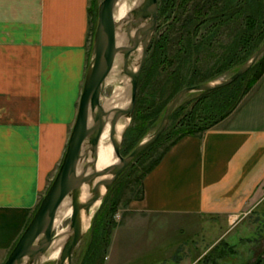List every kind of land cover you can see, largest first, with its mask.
<instances>
[{"label": "crops", "instance_id": "1", "mask_svg": "<svg viewBox=\"0 0 264 264\" xmlns=\"http://www.w3.org/2000/svg\"><path fill=\"white\" fill-rule=\"evenodd\" d=\"M90 6L91 0H0V260L66 153L93 55ZM263 182L264 74L230 115L179 139L146 175L137 209L141 226L150 228L146 243L159 246L147 249L170 258L196 241L199 220L230 225V215L244 213ZM138 222L123 226L136 231Z\"/></svg>", "mask_w": 264, "mask_h": 264}, {"label": "rangeland", "instance_id": "2", "mask_svg": "<svg viewBox=\"0 0 264 264\" xmlns=\"http://www.w3.org/2000/svg\"><path fill=\"white\" fill-rule=\"evenodd\" d=\"M101 1L102 0H91V51L93 49L92 44L93 38L95 37L94 34L96 33L97 29L98 9ZM183 1L184 0H173L171 2L172 4L167 7L166 11H164L160 15V6L158 7L157 25L153 37L151 39V42L154 45L150 47V44H152L150 42V48H148L147 50V56L145 60V63L147 64L146 67L148 66V70L151 69L153 64L156 63V56H154L153 54L154 51L156 50V53L158 51H161L158 49V46L163 41H165L167 35H172V37L176 36L175 33L177 30H173L172 25L180 14L179 12L182 8L181 4L183 3ZM159 5H161V0H159ZM262 16L264 20V2ZM198 26L199 27L197 30L191 31V35L195 34V36L193 37L197 40H200L205 38L204 35L207 33L209 26L207 27L205 21H203ZM263 30L264 26L260 29V32H262ZM252 33V37L248 35V38L244 39L245 42H243L242 45L238 46V44L235 42L237 45H233V47H236V51H234L233 49H226V45L230 43L229 34L227 33V31L220 32L219 35L214 36L215 39H213L214 46L212 47V50L214 49V54L210 55V52L206 50V48H202V50H199L198 54H196V64H198L199 66L197 68L204 72L205 78L212 76V74H217L223 69L227 68V70L221 73L218 77H214L209 80L217 81L220 79L227 78L236 70H234L232 67L229 68V63L225 64L226 58L227 61H230L233 56L232 61H235V65L243 64L242 60L246 58L252 51H254L253 46H260L263 43L264 33H256V30H254ZM173 42L174 47L171 46V50L173 51L174 49H180L178 41L176 42V40L174 39L172 43ZM243 44H246L245 48H242ZM257 46L255 47L256 50L258 49ZM222 53L224 55V58L220 56ZM91 54H93V52ZM139 58L140 54L137 53L132 62L133 67H138ZM161 59L162 57L160 58V60ZM160 60L157 59V63H161L163 61V59L161 61ZM116 61V68L119 69L118 75L123 79L128 77L131 81V77L122 73V53L117 56ZM221 64L223 65L221 66ZM258 67V65H256L255 67L251 66L243 75L233 81V84H228L230 85L229 89L236 88L238 89V94H240L253 81L254 74L255 72H257ZM219 68L220 71H218ZM197 73L199 72L195 71V73L193 72L192 75L196 78V81H199L201 79V76H197ZM150 75L151 77L153 76L152 74ZM147 76L148 75H146V77ZM207 81L208 80H206L205 82ZM225 87L227 86L225 85ZM113 89L114 84H107L104 95L106 97L110 96L112 94ZM199 91L190 92L182 98V100L178 104H182V106L184 105L182 113H178V115H173V117H171L172 115L170 116V120L166 129L160 135L161 139H158L152 144V146H150L144 152V154L140 155L138 158L133 160L127 167L128 169L126 168V170L119 176V178L115 181L109 191H107V193L101 200V203L95 209L89 226L87 227V230L82 240L74 250L73 264H84V258L88 252L90 243L92 242L93 237L97 235L96 231L94 232L93 237L91 235L93 225L96 224L95 226L97 230V226L100 227L101 223L103 221L105 222L108 217L109 223L111 224H107L108 228L103 236H105V241L107 242L110 239V244L106 256L104 257L103 264H264V182L256 191L255 195L253 196L251 202L248 205L249 207L247 206V210L244 213H241L240 215H230V225H228L226 220L223 218H203L199 220L196 241L182 244L178 251L174 250V254H172L170 258L162 259L163 256L167 255L162 252L159 253L157 251H149V249H147L149 248V246L154 249L157 247L159 248V246L155 244L156 242H150L148 244L146 243L145 238H147L149 234L143 236V232H147L149 227L146 228L145 226H141L143 224L142 222L144 221V218L141 216V211L137 209L140 199L129 201V198L137 196L140 193L139 189L141 188V183L136 181L138 176H140V174L142 173L144 164L149 163L151 159V157L149 156L154 153L157 149H159V151H162L168 143H170L176 136L179 135V131L182 128L180 126L178 127V121L180 119H183L187 113L195 109L199 98H201V94ZM144 92H146V90H143V94ZM230 99L231 101H234L235 96L231 97ZM147 103L148 102L144 101L141 103L138 102L135 105L134 116L130 118V122L127 125V128L122 137V152L125 155L132 151L140 141L152 134L161 121L160 117V119H157L156 122L153 123V120L156 119L153 118V107H148L146 105ZM197 115L198 118L201 116L199 112L197 113ZM158 144L160 145L158 146ZM52 181L48 180L45 183V187L43 188V193L40 200H42L43 196L47 192L50 186L49 182L52 183ZM127 219H131L132 221H139V224L137 226L141 227L138 228V230L136 231H131V229L125 230V226L123 225L127 221ZM70 220L71 216L65 220L64 223L66 227L70 226ZM113 225L114 227L111 228ZM110 228L111 234H108ZM99 232L96 238L98 242L99 240H101ZM168 233L170 234V242L172 240L171 234L173 233ZM222 233H224V235H222ZM154 234L155 236L161 235V233L157 232ZM166 240H168L167 237ZM170 247L172 246H169V248ZM142 248L144 249L142 250ZM10 252L11 250L6 253L4 260H0V264H4ZM99 259L100 258L97 259L98 262H96V264L100 263ZM57 260L58 259L43 261L42 264H57Z\"/></svg>", "mask_w": 264, "mask_h": 264}, {"label": "water", "instance_id": "3", "mask_svg": "<svg viewBox=\"0 0 264 264\" xmlns=\"http://www.w3.org/2000/svg\"><path fill=\"white\" fill-rule=\"evenodd\" d=\"M118 2L119 0L100 2L93 55L86 72L78 114L66 153L47 192L4 264H42L45 257L53 251L55 240H61L63 237V233H59L55 227V220L61 204L67 197L71 198L73 211L69 232L62 244V252L57 264H73L74 250L87 230L83 217L90 216L92 208L98 201L101 202L129 164L157 141L182 98L193 91L213 90L232 83L264 53L263 41L258 49L227 78L188 85L178 90L168 102L155 131L125 155L122 152V137L127 127L119 139L116 137L117 124L120 119L133 116L140 74L157 25L159 0H142L133 7L127 22L122 27L114 19ZM123 29L127 33L128 40L126 44L119 45L117 34ZM139 45L142 48L139 64L136 70H132V62ZM120 53L123 54L122 73L131 77V101L126 107L111 109L105 104L104 93L107 78ZM111 114H113L111 117L113 149L119 160L98 169L99 142ZM90 155L93 157L92 161H88ZM90 167L91 171H89ZM85 184L91 186L92 193L83 201L81 195Z\"/></svg>", "mask_w": 264, "mask_h": 264}, {"label": "trees", "instance_id": "4", "mask_svg": "<svg viewBox=\"0 0 264 264\" xmlns=\"http://www.w3.org/2000/svg\"><path fill=\"white\" fill-rule=\"evenodd\" d=\"M172 1L173 0H170V2L169 0H161V5H159L160 6L159 15L164 11H166L167 7L172 4L171 3ZM263 2L264 0H240V2L239 0H184L183 1V3L181 4L182 8L179 12L180 14L172 25V29L177 30L175 33L176 36L172 37V35L170 36L167 35V38L165 39L166 43L165 41H163L158 46V49L161 51H158L156 53L155 50L153 53L154 56H156L155 58L156 63L153 64V66L149 70H148V66L146 67L147 64L145 63V66L143 67L139 78V83H138L139 88H138V96L136 102L141 103L145 101L148 102L146 104L148 107H153L152 109V113L154 114L153 118H156L155 120H153V123H155L157 119H160V117L162 118L168 102L178 90L188 85L202 83L205 82L206 80L210 81L209 79H212L214 77L216 78L221 73L227 70V68L223 69L221 72L209 76L210 78L209 77L205 78L204 72L201 71L199 68H197L199 66L198 64H196V59H197L196 54H198L199 50H202V48H206V50L210 52V55L214 54V49L212 50V47L214 46V42H213L214 41L213 39H215L214 36H218L220 32L227 31V33L229 34L230 43L226 45V49L229 50L233 49L234 51H236V47H233V45L234 44H235L234 46H236L237 44L238 46L242 45V43L245 42L244 39L248 38V35L252 37L253 34L252 32L254 30H256V33L258 32L262 34L264 33V30L260 32V29L264 26V20L262 16ZM90 12H91V7H90ZM203 21H205L207 27L208 26L209 27L207 33L204 35L205 38L197 40L196 38L193 37L195 36V34L191 35L192 34L191 31L197 30L199 27L198 25H200ZM174 39L176 40V42L178 41L180 49L178 48L177 50L174 49L172 51L171 46L174 47L173 46L174 42L172 43ZM93 43H94V38H93ZM153 45H154L153 43L150 44V47H152ZM256 46L257 45L253 46L254 51L256 50L255 48ZM245 47L246 44H243L242 48ZM258 47L259 45L257 46V48ZM254 51H252L243 60L241 58V60L243 61L242 63H244L254 53ZM220 56L224 58L223 53ZM161 57L163 61L161 63H157V59L160 60ZM232 59L233 56L230 59V61H227L226 58L225 64L229 63L230 64L228 65L229 68L232 67L234 70H237L242 64L235 65L234 64L235 61H232ZM222 65L223 64H221V66ZM256 65H258L259 67L257 68V72H255L254 74L253 81L240 94H238L239 92L238 89L236 88L229 89V86L231 84L226 85L227 87L222 86L213 90L199 91L201 94L200 96L201 98H199V101L195 109L187 113L183 119H180L178 121V127L180 126L182 128L179 131L180 132L179 135L176 136L170 143H168L163 148L162 151L161 150L159 151V149H157L155 150L154 153H152L149 156L151 157L149 163L144 164L142 173L140 174V176H138L136 181L141 183V188L139 189L140 193L137 196H133L129 198V201L135 199H142L144 197V179L146 175L154 167H156L157 164H159L163 156L172 147V145H174L179 139H181L184 136L198 135L203 133L205 130L211 128L212 126L216 125L221 120L226 118L228 115H230L231 112H233L236 109V107L239 105L243 97L252 89V87L263 76L264 54L252 66L255 67ZM195 71L199 72L197 73V76H201V79L199 81H196V78L193 77L192 75L193 72L195 73ZM218 71H220V68L218 69ZM150 74H152L153 76L151 77ZM146 75L148 76L146 77ZM143 90L144 91L146 90L144 94H143ZM233 96H235V100L231 101L230 98ZM181 106L182 104L178 105L174 109V111L171 114L172 115L171 117H173V115H178V113L179 114L182 113L183 111L182 109H184V105L182 106V108ZM198 112L201 115L199 118L197 115ZM158 139H161V137ZM159 145L160 144H158V146ZM147 149H145L136 158L144 154V152ZM40 202L41 200L39 201L37 208ZM108 223H109V217L108 219H106L105 222L103 221L101 223L100 227L97 226V230L95 226L96 224L93 225L91 235L93 237L95 231L97 232V235L93 237V240L90 243V247L84 258V264H96V262H98L97 261L98 258H100L99 264L104 263V257L106 256L110 244L109 242L110 239L107 242L105 241V236H103L107 231ZM110 224L111 223H109V225ZM113 227L114 225L111 228ZM111 228L108 234H111ZM98 232L101 238L99 242L96 240L98 236ZM106 240H107V236H106Z\"/></svg>", "mask_w": 264, "mask_h": 264}, {"label": "bare ground", "instance_id": "5", "mask_svg": "<svg viewBox=\"0 0 264 264\" xmlns=\"http://www.w3.org/2000/svg\"><path fill=\"white\" fill-rule=\"evenodd\" d=\"M141 1L142 0H119V2L117 3L115 7V11H114L115 21H117L121 25V27L123 24L125 25L133 7L137 6ZM117 36H118L119 45L127 43V40H128L127 33L124 29L119 31ZM141 50H142L141 45H139V50L137 53L140 54ZM116 62L117 61H115L113 69L107 78V84L109 83L114 84V89L112 91V94L105 98V104L107 105V107H111V109L126 107L131 101V93H130L131 91L130 82L131 81L128 77L123 79L122 77L118 75L119 69L116 68L117 67ZM122 65H123V62H122ZM136 69H137V66H134V67L132 66V70H136ZM112 115L113 114H111L105 126V129L101 135V138H100L99 154H98V161H97L98 169H102L104 167H107L108 165H112L118 162L119 160L118 156L115 155L114 153L113 141L111 137V117ZM129 122H130V118L128 117H125L119 120L117 124V134H116L117 138L119 139L121 138ZM92 160H93V157L90 155L88 158V161H92ZM91 170L92 168L90 167L89 171ZM91 193H92L91 186L85 184L82 188L81 200L83 201L87 200L91 196ZM100 203L101 202L98 201L95 204V206L91 210L90 216L86 217L85 213L83 212L85 215V216L83 215L84 216L83 218L85 219L86 227L89 226L92 215ZM72 211H73V207L71 203V198L67 197L64 200V202L61 204L58 210L57 216H56V220H55V227L57 231H59V233H63V237L61 238V240H55L53 244V248H54L53 251H51L49 255L45 257L44 261L56 260L60 258L61 252H62V244L65 240V237L67 236L69 232V227L68 226L66 227L64 222L68 217L71 216Z\"/></svg>", "mask_w": 264, "mask_h": 264}]
</instances>
